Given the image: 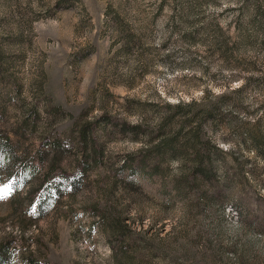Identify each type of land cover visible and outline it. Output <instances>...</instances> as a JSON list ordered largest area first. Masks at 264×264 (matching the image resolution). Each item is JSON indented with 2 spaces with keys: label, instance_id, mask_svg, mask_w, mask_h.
<instances>
[{
  "label": "rangeland",
  "instance_id": "374dc122",
  "mask_svg": "<svg viewBox=\"0 0 264 264\" xmlns=\"http://www.w3.org/2000/svg\"><path fill=\"white\" fill-rule=\"evenodd\" d=\"M240 85L216 101L232 126L205 122L236 153L229 114L264 119V0H0V264H264V151L215 153L214 181L182 191L120 169L147 135H179L176 119ZM123 121L142 123L139 138ZM61 172L76 179L49 199Z\"/></svg>",
  "mask_w": 264,
  "mask_h": 264
},
{
  "label": "trees",
  "instance_id": "16d2710c",
  "mask_svg": "<svg viewBox=\"0 0 264 264\" xmlns=\"http://www.w3.org/2000/svg\"><path fill=\"white\" fill-rule=\"evenodd\" d=\"M206 28L209 30L208 27ZM193 37V39H196L197 36L193 34ZM218 39L219 37L216 35L211 38L213 51L217 50V45L219 44L218 41H221L222 43H225L226 41L225 38H221L222 40ZM229 59H232L231 56H229ZM245 64L248 63L246 62ZM242 86L243 85H240L231 90H224L218 94L214 93L213 96L210 95L211 98H209L207 95L206 97L202 98L201 102H203L202 105H204L202 109L197 110L191 116L187 114L176 119L179 121L181 127L178 130V132L180 131L179 135H177V133L169 134L163 131H160L155 135H147L148 138L146 139L143 147L122 155L120 169L127 171L129 174L137 173L142 176L147 175L150 178L155 174H160V177H165L168 175L170 179L168 182H165V185L169 184L172 186V188L182 191L193 188L194 186L200 187L205 182L214 181L215 153L222 154V159H225L224 156L229 154V156L234 158L236 162H239L241 156L244 157L245 161H251L253 157L257 155L261 156L264 151V129H262L260 122L264 120L263 118L254 117L255 120L251 122L247 116L242 117L240 113H236L235 115L231 113L229 114L232 116V118L240 121L241 123L237 131L242 138L239 143L245 145V150L244 152L240 153H236L231 149H219L217 144L213 143V138L211 135L207 134L208 131H205L206 121H209L211 123L210 125L214 129H217V126H221V128L225 129H228L232 126L230 121L228 122V120H226L224 117L221 118V113H219L217 110L218 107L216 101L229 98L231 92H236L243 89ZM194 102L196 101L192 100L189 104H185L182 101H178L175 104L168 102L167 106L180 109L183 106H192ZM176 120L174 119V116L170 115H165L161 118V121H164V123L168 124L173 121L176 122ZM221 123H223V126ZM123 125H130L129 128L133 130L132 136L139 138L138 130L142 126V123L128 124L127 122H124ZM88 131L84 130L81 132L80 137L78 138L79 140L77 141V147L82 149L83 152L89 150ZM58 140L59 139L54 136L53 138L49 137L44 139V142L42 143L43 148L46 149L44 153H48V151L55 155L57 153H61L64 147L58 144ZM198 146L201 147L199 148ZM1 148L5 150V147L0 145V165H2L5 161L8 162V159L10 158L9 153L7 156H3L1 154L4 152ZM91 149L94 158V153L98 150V148L93 144ZM187 149H192V152L186 151ZM252 153L255 155L253 156ZM54 156L50 162H48L46 158H42V165L48 166L49 169L52 168V165H54L56 162ZM175 160H178V164L181 168L177 171V173H170V171L167 169L169 172L167 173L165 170L166 166L169 168L170 164ZM37 165L34 166L32 164L34 169H37ZM162 170H165L164 173ZM76 175L77 174L67 175L63 172L54 175V177L46 184V196L50 199L59 190L66 187L68 188L70 184L74 183ZM24 182H27V180L23 179L21 184H24Z\"/></svg>",
  "mask_w": 264,
  "mask_h": 264
}]
</instances>
